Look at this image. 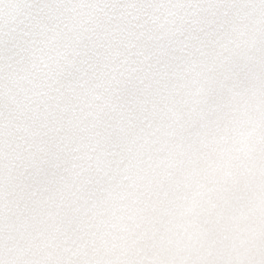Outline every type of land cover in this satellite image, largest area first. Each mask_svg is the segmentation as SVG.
<instances>
[{
	"label": "snow or ice",
	"instance_id": "1",
	"mask_svg": "<svg viewBox=\"0 0 264 264\" xmlns=\"http://www.w3.org/2000/svg\"><path fill=\"white\" fill-rule=\"evenodd\" d=\"M0 264H264V0H0Z\"/></svg>",
	"mask_w": 264,
	"mask_h": 264
}]
</instances>
